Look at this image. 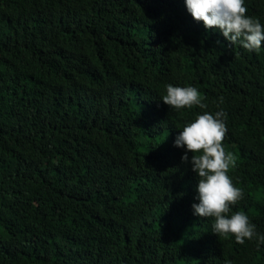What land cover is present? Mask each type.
<instances>
[{
	"label": "trees",
	"instance_id": "trees-1",
	"mask_svg": "<svg viewBox=\"0 0 264 264\" xmlns=\"http://www.w3.org/2000/svg\"><path fill=\"white\" fill-rule=\"evenodd\" d=\"M169 83L206 108L169 109ZM219 109L231 212L264 233V44H231L184 0H0V264H264V244L193 215L174 139Z\"/></svg>",
	"mask_w": 264,
	"mask_h": 264
},
{
	"label": "clouds",
	"instance_id": "clouds-1",
	"mask_svg": "<svg viewBox=\"0 0 264 264\" xmlns=\"http://www.w3.org/2000/svg\"><path fill=\"white\" fill-rule=\"evenodd\" d=\"M186 11L206 29L218 30L231 44L259 53L264 44V24L259 18L247 15L245 0H184ZM162 101L169 109L179 111L199 106L204 109L199 91L194 86L167 84ZM221 103L222 98H221ZM227 113L223 109L214 114L196 113L193 119L180 126L174 146L182 148V162H187L195 173V201L193 215L214 218L212 233L235 237L239 244L255 239L257 246L264 244V233L257 231L244 211L231 212L232 205L244 193L236 187L228 174L235 165L231 153H226L222 141L228 131ZM191 153V155H189ZM231 213V214H229Z\"/></svg>",
	"mask_w": 264,
	"mask_h": 264
},
{
	"label": "bare ground",
	"instance_id": "bare-ground-1",
	"mask_svg": "<svg viewBox=\"0 0 264 264\" xmlns=\"http://www.w3.org/2000/svg\"><path fill=\"white\" fill-rule=\"evenodd\" d=\"M202 27H203V26H202ZM203 32H204V31H203ZM207 32H208V31H207ZM190 47H191V46H190ZM178 60H179V59H178ZM175 71H176V70H175ZM174 78H175V77H174ZM198 218H199V217H198ZM191 221H192V220H191ZM186 223H187V222H186ZM158 224H159V223H158ZM156 225H157V224H156ZM147 229H148V228H147ZM156 234H157V233H156ZM156 234H155V235H156ZM155 235H154V236H155ZM157 235H158V234H157ZM161 236H162V235H161ZM164 236H166V235L164 234ZM154 238H155V237H154ZM157 238H158V237H157ZM140 241H141V240H140ZM153 242H154V241H153ZM137 243H138V242H137ZM202 243H203V242H202ZM204 245H205V244H204ZM204 245H203V246H204ZM200 249H201V248H200ZM202 250H203V249H202ZM191 255H192V254H191ZM201 255H202V254H201ZM195 260H196V258H195Z\"/></svg>",
	"mask_w": 264,
	"mask_h": 264
}]
</instances>
